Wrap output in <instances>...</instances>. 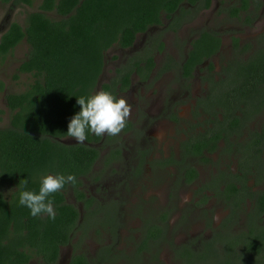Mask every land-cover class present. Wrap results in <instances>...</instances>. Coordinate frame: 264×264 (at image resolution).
Here are the masks:
<instances>
[{
    "label": "trees",
    "instance_id": "1",
    "mask_svg": "<svg viewBox=\"0 0 264 264\" xmlns=\"http://www.w3.org/2000/svg\"><path fill=\"white\" fill-rule=\"evenodd\" d=\"M210 3L211 0H41L39 9L27 14L25 25L10 23L0 37V56L25 41L28 52L17 71L29 73L33 80L24 91L5 95L10 117L8 125L0 127V264H28L33 259L54 264L60 246L69 243L75 232L79 212L66 202L65 194L73 190L82 195L78 189L80 178L89 172L99 153L87 143H67L62 139L67 137L71 117L80 110L77 99L97 92L105 52L113 46L132 47L138 34L161 24L162 15L168 20L167 28L176 30L186 16L208 8ZM253 4L255 10L264 6L261 0H239V5L228 7L229 14L239 17L241 12H247L243 20L248 24L252 22L249 12ZM46 12H54L58 18ZM232 42L233 49L239 53L228 60L225 78L214 83L217 84L214 101L222 109L217 112L222 120L215 117L222 128L214 131L213 142L219 136L228 142L235 128L264 111V33L259 36L258 47L248 55H244L250 47L248 43L240 46L236 37ZM163 48L160 39L154 41L149 37L145 52L142 50L130 57L127 63L132 64L116 68L113 78L100 85V91L114 95L117 88H127L130 72L136 68L141 74L138 63H147L146 69L150 68L154 63L152 51ZM219 48L217 33L201 32L180 65L183 75L190 78L194 65L209 59ZM235 60L238 65L233 70L231 63ZM171 61L167 58L165 63ZM248 134L240 157L242 167L249 166L250 159H260L264 148V120L260 128ZM199 138L187 144L186 150L187 154L204 158L203 148L209 143L206 136ZM100 139L101 136L89 132L85 142ZM48 174H73L77 179L75 185L66 184L63 190L48 197L53 201L54 220L47 215L33 217L27 207L19 204L20 192L38 193L41 177ZM24 179L28 180L26 188L19 184ZM4 186L13 188L8 197L3 193ZM235 188L234 181L229 183L233 203L238 205L242 199ZM250 193L247 196L254 209L249 221L251 237L245 251L258 252L256 264H264V225L258 224L262 220L259 214L264 213V190L255 198ZM225 197L228 199L230 195ZM232 211L235 212L234 207Z\"/></svg>",
    "mask_w": 264,
    "mask_h": 264
},
{
    "label": "flooded vegetation",
    "instance_id": "2",
    "mask_svg": "<svg viewBox=\"0 0 264 264\" xmlns=\"http://www.w3.org/2000/svg\"><path fill=\"white\" fill-rule=\"evenodd\" d=\"M167 24L165 31L176 33L181 28L172 30ZM203 31L213 30H201L190 41L188 50ZM166 60L160 65L153 63L147 69V63H138L142 67L141 74L136 68L131 71L128 87L124 90L117 88L114 95L118 98L127 94L133 77H136L138 86L158 81L175 66V63H165ZM183 60L175 66L182 81L180 96L165 99L155 113L149 107L141 108L136 104L119 135H103L98 141L85 142L96 148L99 154L89 172L80 178L78 189L82 195L73 190L65 194L66 202L76 207L79 218L70 242L60 246L56 263L66 247L69 254L64 264H253L251 262L259 258L258 252L245 251L251 237L249 221L254 209L247 194L251 192L255 198L264 190V187L252 188L248 184L249 180L255 181L263 173L264 148L259 161L250 159L249 166H241L240 157L251 131L246 130L248 123L235 128L228 136V142L222 136L212 141L211 137L216 135L214 131L222 128V123L215 117L217 115L222 120L221 114L217 113L222 109L219 110L214 101V87L217 85L214 83L225 78L228 63L215 70L213 63L205 59L194 65L192 76L187 78L180 66ZM196 71L201 74L198 79L204 88L201 93L193 95L190 93L191 80ZM129 96L140 102L143 94L136 91ZM187 102L190 111L185 116L181 114V105ZM160 121L173 125L172 132L168 134L167 131L165 142L156 140L149 133L151 125ZM200 135L206 136L209 143L203 148L204 158L187 154L186 150V145ZM98 162L100 165L96 168ZM233 162L237 169L231 171ZM199 164L209 165L208 175L204 178H201ZM233 181L237 195L242 199L238 205L233 203L234 198L228 189ZM87 182L95 184L93 189L87 187ZM143 182L146 184L142 186ZM186 187L190 188L191 198L188 202H181L179 196ZM163 188L164 201L156 202L158 195L155 191ZM151 192L155 193L148 197ZM226 195L230 197L227 199ZM219 202L227 212L213 225L214 206ZM245 202L249 203L247 211ZM242 213L245 217L239 221ZM263 216L264 213L259 214L262 220L258 224L264 225ZM238 221L242 223L241 229L235 232ZM227 242H230L228 248ZM211 258L215 260L210 263L207 260Z\"/></svg>",
    "mask_w": 264,
    "mask_h": 264
},
{
    "label": "rangeland",
    "instance_id": "3",
    "mask_svg": "<svg viewBox=\"0 0 264 264\" xmlns=\"http://www.w3.org/2000/svg\"><path fill=\"white\" fill-rule=\"evenodd\" d=\"M261 1L264 2V0ZM40 2L41 0H32L30 4H25L23 2L16 1H0V37L12 22H18L21 25H25L27 14L38 10ZM235 5H239V0H211L210 6L208 8L199 11L195 16L193 15L192 18L191 16H186L184 18L185 20L183 21L186 22H182L180 24L181 28L176 33L164 30L168 20L164 15H162L161 24L150 27L145 33L138 34L132 47L122 49L118 46H113L105 52V65L99 77L96 91H100V85L102 83L108 82L113 78L115 68L126 65L125 63H127L130 57L141 52L142 50L143 52L147 51L146 48L144 51V47L149 37L154 41L155 39H160L164 44L162 51H156L155 49L152 51L154 52L152 55L154 63L159 65L160 63H163L167 57L172 59L171 63H175V66L176 63H180L190 47V41L197 37L201 30L205 29L216 31L220 36V48L218 52L213 54L208 60V63H213L215 70H219L221 66L225 65V63H228V60L230 61L236 57L237 53H239L238 50L233 49V37L238 38V43L240 46L246 43L250 45L248 50L244 52V55H248L251 51L258 47L257 41L259 40V36L264 33V6L261 5V7L257 8V10L253 8L254 4L252 7L250 6L251 12H249V16H251L252 22L250 21L251 24L250 22L247 24L243 20L245 13L247 12H241L239 17H234L229 14L228 7ZM46 13L52 18H58L54 12ZM149 48L152 49V47ZM27 52L28 44L25 41H22L11 52L0 56V127L7 126L10 117V112L6 107L5 95L7 93H18L24 91L33 80V77L29 73H19L17 71L18 65L26 58ZM237 65L238 61H233L231 63L232 69L236 70ZM175 66L172 71L162 75L158 81L155 80V83H152L154 81H151V83L146 82L138 86L136 77H133V79H131V86L128 93L121 95L118 98L126 99L131 107V111H134L135 109H133V107L138 104V106L141 108L149 107L151 112H157L160 107H162L165 99L168 97H178L182 93V91H180V85L182 84V81L179 79ZM202 67H204V65H202ZM15 74L17 77H14ZM200 75L201 74H199V71H196L195 76L191 80L190 93H193V95L199 94L203 91L204 86L199 82L198 79ZM136 91H140L143 94L140 99L142 101L140 102H138L135 97L128 98L130 97L129 94L131 92L135 93ZM189 111V102L183 103V105H181V114L187 116ZM263 120L264 111L247 122L248 125L246 130H252L254 127L258 128ZM172 128L173 125L160 121L151 125L149 133L153 134L156 140L165 142L167 139V131L168 134H170L172 132ZM62 141L67 143L76 142L74 138L70 137H65L62 139ZM213 156L215 157V155ZM99 165L100 163L98 162L96 164V168ZM262 165V178H256L255 181L251 179L248 182L249 186L252 188L261 189L264 187V182L262 181V179H264V152L262 153ZM198 168L201 173V178H204L208 175L209 165L205 166L199 164ZM235 169H237L236 164L233 162L230 170L234 171ZM212 170L213 169L211 168V171ZM86 184L89 189H93L95 185L92 182H87ZM144 184L146 183L143 182L142 186ZM2 190L5 196L8 197L13 188L11 186H4ZM95 190H98V187H95ZM155 192L158 195V197L155 195L158 198V201L156 200V202L163 203L165 189L163 188L162 190H156ZM155 192H151L148 197L150 195H154ZM179 198L181 202H188V199L191 198L190 188L186 187V190L181 193ZM68 200H70L69 197ZM216 204L217 206H214L215 215L213 219V225H215L219 221L220 217L225 212H227L226 207L224 209L220 202L219 204ZM248 206L249 203L245 202L246 211ZM244 217L245 214L242 213L239 216V221H243ZM239 221L237 222L239 224L234 226L235 232H239L238 230L241 229L242 223ZM225 245L228 248L230 246V242H227ZM68 252V247L63 248L60 259L56 264H64L66 258L68 257ZM213 260H215V258H211L207 261L211 263ZM255 260L256 258L253 260V264L258 262ZM28 264L42 263L39 260L33 259Z\"/></svg>",
    "mask_w": 264,
    "mask_h": 264
},
{
    "label": "clouds",
    "instance_id": "4",
    "mask_svg": "<svg viewBox=\"0 0 264 264\" xmlns=\"http://www.w3.org/2000/svg\"><path fill=\"white\" fill-rule=\"evenodd\" d=\"M79 112L74 114L67 126V137L74 138L77 144H84L88 133L99 137L103 135L117 136L126 127L131 115V107L126 99L117 98L108 91H98L88 97L77 99ZM76 176L69 174L44 175L40 180L38 193L24 190L20 192L19 204L30 210L33 217L47 215L55 219L51 195L60 192L66 184L75 185ZM19 184L26 188L28 180H20Z\"/></svg>",
    "mask_w": 264,
    "mask_h": 264
}]
</instances>
